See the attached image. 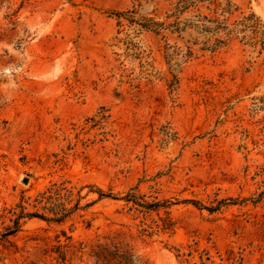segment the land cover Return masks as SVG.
<instances>
[{"label": "rangeland", "instance_id": "obj_1", "mask_svg": "<svg viewBox=\"0 0 264 264\" xmlns=\"http://www.w3.org/2000/svg\"><path fill=\"white\" fill-rule=\"evenodd\" d=\"M105 237L264 264V0H0V264Z\"/></svg>", "mask_w": 264, "mask_h": 264}, {"label": "trees", "instance_id": "obj_2", "mask_svg": "<svg viewBox=\"0 0 264 264\" xmlns=\"http://www.w3.org/2000/svg\"><path fill=\"white\" fill-rule=\"evenodd\" d=\"M54 193H60V191L59 190H49L47 191L46 195L44 194V196H49L50 198L51 195H53ZM21 213H22V216L27 215V216H32V217H39L45 220L48 219L43 214H39L38 212H31V213L21 212ZM12 232H14V230H10L7 234H10ZM105 239L106 240L104 242H99L97 244L92 245L90 253H89L90 256H93L94 258H96L95 260L96 262H98L97 264H107V263L108 264H132L133 257L135 255L131 252V248L127 246H121L109 237H105ZM64 246L68 247V245H64ZM79 248L82 249L83 247L80 246ZM56 251L58 253L60 261L64 262L66 260L65 259L66 250L64 251L56 250Z\"/></svg>", "mask_w": 264, "mask_h": 264}]
</instances>
